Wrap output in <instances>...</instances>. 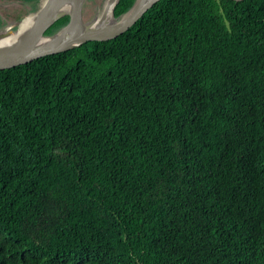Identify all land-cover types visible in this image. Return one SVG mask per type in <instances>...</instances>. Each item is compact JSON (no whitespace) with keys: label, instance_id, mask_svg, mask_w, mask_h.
Segmentation results:
<instances>
[{"label":"trees","instance_id":"16d2710c","mask_svg":"<svg viewBox=\"0 0 264 264\" xmlns=\"http://www.w3.org/2000/svg\"><path fill=\"white\" fill-rule=\"evenodd\" d=\"M0 264H264V0L0 70Z\"/></svg>","mask_w":264,"mask_h":264},{"label":"water","instance_id":"95a60500","mask_svg":"<svg viewBox=\"0 0 264 264\" xmlns=\"http://www.w3.org/2000/svg\"><path fill=\"white\" fill-rule=\"evenodd\" d=\"M157 1L159 0H146L138 5L139 0H136L131 9L120 18L115 17L113 8L114 23L100 29L94 27L96 17L91 21L84 18L86 0H40L39 7L34 12L38 13V17L24 31L21 39L14 43L0 45V70L69 50L87 41H105L116 38L132 27ZM67 7H70L72 11L66 12ZM26 15L28 14L20 16L9 26L1 28L0 40L18 32L19 23ZM65 15L70 16L69 22L55 33L46 34V31ZM68 31L70 35L65 39Z\"/></svg>","mask_w":264,"mask_h":264},{"label":"rangeland","instance_id":"374dc122","mask_svg":"<svg viewBox=\"0 0 264 264\" xmlns=\"http://www.w3.org/2000/svg\"><path fill=\"white\" fill-rule=\"evenodd\" d=\"M105 0H86L84 6V18L91 21L99 13H101ZM40 4V0L37 2H23L17 0H0V18L3 20L0 29L4 26H9L15 19H18L17 15H25L34 13Z\"/></svg>","mask_w":264,"mask_h":264},{"label":"bare ground","instance_id":"6f19581e","mask_svg":"<svg viewBox=\"0 0 264 264\" xmlns=\"http://www.w3.org/2000/svg\"><path fill=\"white\" fill-rule=\"evenodd\" d=\"M146 0H139V3H142ZM117 0H105L101 13H99V15L96 16V20H95V24L94 27L96 28H100L103 29V27H107L108 25H111L114 23V19L112 17V13H113V8L116 4ZM66 12H71L72 9L69 7L65 8ZM38 17V13H30L28 15H26L21 22L19 23V28L20 30L16 33H13L3 39L0 40V45L1 44H10V43H14L16 41H18L19 39H21L22 35L24 34V31L29 28L32 23L36 20V18ZM70 35V32H67V35L65 36V39Z\"/></svg>","mask_w":264,"mask_h":264}]
</instances>
